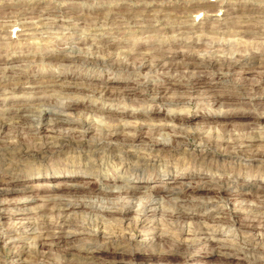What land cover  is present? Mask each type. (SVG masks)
<instances>
[{
    "label": "rangeland",
    "instance_id": "374dc122",
    "mask_svg": "<svg viewBox=\"0 0 264 264\" xmlns=\"http://www.w3.org/2000/svg\"><path fill=\"white\" fill-rule=\"evenodd\" d=\"M59 90L72 93L36 106ZM20 100L30 108L0 128V264H264V0H0V118ZM119 106L129 111L124 121ZM69 134L83 144L56 150ZM162 137L174 147L154 145ZM47 145L46 155L20 160V150ZM118 180L167 202L154 216L146 211L128 243L74 235L69 245L43 247L65 227L68 204L110 200ZM222 183L230 189L220 195L214 188ZM56 190L63 197L53 199ZM113 212L77 206L69 215L89 226ZM226 213L237 220L230 233L212 224ZM136 218L130 207L100 228ZM191 235L189 251H178Z\"/></svg>",
    "mask_w": 264,
    "mask_h": 264
},
{
    "label": "bare ground",
    "instance_id": "6f19581e",
    "mask_svg": "<svg viewBox=\"0 0 264 264\" xmlns=\"http://www.w3.org/2000/svg\"><path fill=\"white\" fill-rule=\"evenodd\" d=\"M32 28V27H31ZM140 33V32H139ZM106 39V38H105ZM56 56V55H55ZM54 56V57H55ZM57 56H59V57H55L56 59H62V61L63 62H67V61H74L75 59L74 58H72V57H70V56H65L64 54H60V55H57ZM50 58H52V57H50ZM78 59V58H77ZM76 59V60H77ZM75 60V61H76ZM81 60V59H80ZM171 61V60H170ZM239 61V60H238ZM8 62V61H7ZM156 62V61H155ZM192 63V62H191ZM206 63V62H205ZM188 64V63H187ZM223 64V63H222ZM235 64H237V63H235ZM195 65H201V64H199V63H197L196 64V62H195ZM191 66V65H190ZM193 66V65H192ZM210 66H217L214 62H211V63H209V67ZM228 66H230V67H232V65H228ZM22 67V66H21ZM198 67V66H197ZM229 67V68H230ZM234 67V66H233ZM190 68H192V67H190ZM216 68V67H215ZM226 68H228V67H226ZM20 77H23V76H14V77H12L11 79H12V81L11 82H13V85H19L21 82H20ZM226 78V77H225ZM201 80V79H200ZM189 82V81H188ZM190 83V82H189ZM201 83H202V81H201ZM208 83V82H207ZM186 84V83H185ZM198 84V83H197ZM184 85V84H183ZM193 86V85H192ZM154 87V86H153ZM49 88V87H48ZM159 88V87H158ZM187 88H188V86H187ZM193 88V87H192ZM184 89V88H183ZM13 90V89H12ZM175 90V89H174ZM238 90V89H237ZM151 91L154 93V94H157V93H159L158 92V89H157V87L155 88V89H151ZM49 92V91H48ZM70 93H72L71 92V90L69 91V90H59V91H53V93L52 94H50V95H45V96H40V97H38V98H36L37 100V103L38 104H36V106H38V107H41V106H44V105H46L47 103L46 102H49L48 104H51V103H53L55 100H56V98H57V95H64V94H70ZM162 93V92H161ZM160 95V94H159ZM189 95V94H188ZM72 96V95H71ZM204 96V95H203ZM40 99H44L45 101H39ZM70 99H72L71 101H73V102H76L75 104L76 105H79V106H98L97 104H96V102H93V101H90V100H85V99H77V98H70ZM23 100H20V101H18V102H16L17 104H18V106L17 107H19L18 108V110H16V111H13V109H10V110H8L6 113H4L5 115L4 116H2L1 118H0V128L1 129H6L7 127L9 128V126L8 125H10V124H8V122H12L13 124L14 123H17L16 121V116H14V114H19V112H20V110L22 111V110H25V109H28V108H30L29 106H28V104H30V101L29 100H24V102H22ZM31 103H35V102H31ZM165 103V102H164ZM169 103H173V104H180L181 103V101H177V100H173V101H171V102H169ZM27 104V105H26ZM32 107H34V106H32ZM36 108V107H35ZM61 108L62 109H70L71 108V104H68V105H65V106H61ZM141 108V107H140ZM38 110V109H37ZM141 110H143V109H141ZM115 111H117V113H120V115H122L123 116V121L124 120H126L128 117H130V115H128V110H127V108H121V106H119L118 107V109H115ZM148 111V110H147ZM233 111V110H232ZM135 112H138V111H134V113ZM227 113V112H226ZM17 114V115H18ZM36 114V113H35ZM136 115V114H135ZM174 116V115H173ZM178 116H180V115H178ZM262 116H264V115H262ZM16 120V121H15ZM178 121H180V122H182L183 121V119L182 118H178L177 119ZM259 120V119H258ZM122 121V122H123ZM129 121H130V119H129ZM170 121V120H169ZM257 121V120H256ZM261 121V120H260ZM126 122H128V121H126ZM262 122V121H261ZM183 123V122H182ZM260 123V122H259ZM264 123V122H263ZM19 124V123H18ZM185 124V123H184ZM257 124V123H256ZM15 125V124H14ZM17 125V124H16ZM26 125V124H25ZM25 125H22V124H19L18 125V127H20V129H24V130H28V131H32L29 127H27V126H25ZM181 125H183V124H181ZM263 125V124H262ZM117 126H119V125H117ZM112 127V126H111ZM115 128V127H114ZM121 128V127H120ZM119 128V129H120ZM10 129V128H9ZM35 130V129H34ZM121 130V129H120ZM110 133H113V132H110ZM124 133V132H123ZM178 134V133H177ZM112 135H114V134H112ZM116 136V135H115ZM58 137V136H57ZM109 137H111V135H109ZM129 137V136H128ZM134 137V136H133ZM187 137H188V135H187ZM56 138V137H55ZM108 138V137H107ZM137 138V137H136ZM109 139V138H108ZM113 139V138H112ZM118 139V138H117ZM116 139V140H117ZM128 139V138H127ZM126 139V140H127ZM105 140H107V139H105ZM135 140V139H134ZM112 140H110V142H111ZM3 142V141H2ZM124 142H125V140H124ZM138 142V141H137ZM136 142V143H137ZM231 142V141H230ZM243 142V141H242ZM56 143V142H55ZM118 143V142H117ZM121 143V142H120ZM126 143H132L131 141L130 142H126ZM134 143V142H133ZM148 143V142H147ZM1 144V143H0ZM5 144V143H4ZM57 144H58V146H56V150H63V149H75L76 147H80V145L81 144H83L81 141H76L73 137H71V134H69V135H65V136H59V138H58V140H57ZM114 144V143H113ZM174 144H175V140H173V139H171V138H167V137H162L161 139H158V140H156V142H155V144L154 145H158V146H161L160 148H161V150L162 149H164V148H167V147H174ZM122 145H123V142H122ZM240 146H241V144H240ZM48 145L45 147H43V148H39V149H34V150H31V149H22V150H20V160H32L33 161V159L35 160V159H37V158H39V157H41V155L42 154H45V153H48ZM51 148V147H50ZM89 148V147H88ZM114 150H111V152H113ZM238 152V151H237ZM52 154V153H51ZM50 154V155H51ZM91 155H89L88 157H87V161L88 160H93L92 162H91V164L90 165H92V164H94V163H96V162H98V156L95 154V152H92L91 151V153H90ZM46 155V154H45ZM231 155V154H230ZM262 155V154H261ZM251 157V156H250ZM257 157V156H256ZM259 157V156H258ZM261 157V156H260ZM256 159V158H255ZM264 159V158H263ZM42 160V159H41ZM39 161H40V159H39ZM43 161V160H42ZM122 161L120 162V164L122 165ZM124 164V166L126 167V164L125 163H123ZM17 166L19 167V162L18 163H16L15 165H13L12 167H16L17 168ZM97 167V166H96ZM124 167V168H125ZM137 173V172H136ZM145 177L146 178H148L149 177V174H146L145 175ZM144 178V177H143ZM1 179V178H0ZM228 179V178H227ZM219 180V179H218ZM218 180H217V182H218ZM226 180V179H225ZM11 181V180H10ZM114 181H117V180H114ZM119 181V183H118V185H114V188H113V192L111 193V198H110V200L108 199V200H104V199H99V200H95V199H93V202H86V203H84V204H82V203H79V204H75V203H70V204H68L67 206H66V209H65V211L62 213L63 215H65V217L64 218H66V219H64V221H62L63 222V226L65 225V229L67 228V229H72L71 227H74L75 225V229H74V233L73 232H70L69 230H64V228H63V230H60L59 232H57V233H54V234H46L47 236L45 237V239L43 240V243H42V245H44L43 247H45L46 249L48 248V249H54L53 247L55 246V245H57V244H61V243H65V244H67V245H69L68 243H70V237L71 236H74V235H82V237L81 238H79V240L78 241H90V242H92V240H94L95 238H96V236L97 235H99L100 234V236H106L107 235V237H108V235H110V237H111V235H115V236H117L118 238H119V240H121V241H127V243L132 239V237L134 236V234H135V230L137 229V227H138V224L140 223V222H144V221H146L147 219V217H148V214L146 213V211L147 210H153V216L154 215H156V213H157V211H158V206H162V204L163 203H165V202H167L166 201V199H164V198H162L160 201H155V198H154V193H155V191H150V193H147V195H145V194H141V191L139 192V190L141 189V187L140 186H131V185H128L126 182H120V180H118ZM221 181V180H220ZM227 181V180H226ZM230 181V180H229ZM224 182V181H223ZM221 183V182H220ZM227 183H228V181H227ZM59 185H65V187L64 188H66V189H69L70 187H72V186H70V185H66V184H59ZM164 188V187H163ZM197 188V187H196ZM149 189V188H148ZM155 189V188H154ZM206 189V188H205ZM230 189V186H228V185H226V184H223L222 183V185H217V187L216 188H214V191L216 192V193H218V194H222L223 192H225V191H228ZM176 190V189H175ZM184 190H186V189H184ZM183 190V191H184ZM170 191V190H169ZM262 191V190H261ZM56 194L54 195V197H53V199H59V198H61V197H63V195H64V193L62 192H59V191H54ZM68 193V192H67ZM172 193V195L175 197L176 196V199H178V200H180V197H181V195H180V193H181V191H172L171 192ZM188 193V192H187ZM94 195V194H93ZM92 195V196H93ZM187 195V194H186ZM68 196V195H67ZM74 196V195H73ZM180 196V197H179ZM224 196V195H223ZM71 197V196H70ZM185 197V196H184ZM202 197V196H201ZM204 197V196H203ZM136 200V202L134 203V201ZM182 200V199H181ZM185 200V199H184ZM192 200V199H191ZM197 200V199H196ZM95 201V202H94ZM225 201V200H224ZM188 202H189V200H188ZM198 202V201H197ZM203 202V201H202ZM233 203V202H232ZM193 204V203H192ZM198 204H200V203H198ZM234 204V203H233ZM232 204V205H233ZM196 205V204H195ZM203 206H205L206 204L204 203V204H202ZM77 206H86V207H88L89 209H92V210H95V209H102V208H105V209H113L114 210V212H113V214L111 215V216H109V215H107L106 213H104V214H100V216H97V218L94 220V219H92V218H90L89 219V221H90V224H93L92 226H91V228H89V226H90V224H89V226H88V224L87 225H84L83 223H78L77 224V222H75V221H73V220H71V216L69 215L70 214V212H72L73 210H75L76 209V207ZM188 206V205H187ZM186 206V207H187ZM235 206V205H234ZM130 207H136L137 208V218H136V221H135V223H131V225L130 226H123L122 225V222H120L119 224H117V221H116V223H115V225H112L111 227H107V226H101V228H100V225H101V219H103V218H105V217H108V218H110V219H113V222L115 221V219H116V216H119L120 217V219H124V214H126L128 211H129V208ZM195 207V206H194ZM236 207V206H235ZM229 211V210H228ZM184 211H182L181 209L178 211V214H182ZM238 212V211H237ZM99 213V212H98ZM159 213V212H158ZM91 214V213H90ZM227 215H228V220L227 221H223L224 219H214V220H212V224L214 225V227H219V228H225L224 230L226 231V232H228V233H230V232H232V230H234L235 229V224H236V222H237V220H236V218L234 217V214L233 213H226ZM45 217V216H44ZM100 217V218H99ZM222 217V216H221ZM84 218V217H83ZM149 218V217H148ZM213 218V217H212ZM223 218V217H222ZM119 219V218H118ZM117 219V220H118ZM84 220V219H83ZM104 220V219H103ZM154 220V219H153ZM152 220V221H153ZM208 220V219H207ZM43 221H45V220H43ZM60 221V220H59ZM121 221V220H120ZM79 222H81V221H79ZM86 222H87V220H86ZM85 222V223H86ZM139 222V223H138ZM53 224V223H52ZM55 224V223H54ZM157 225V224H156ZM58 226V225H57ZM93 227H95V228H93ZM46 229H47V231L49 232L50 230H51V226H46ZM240 229V228H239ZM250 229V228H249ZM249 229H247V230H249ZM254 229V228H253ZM253 229H251V231H253ZM58 230V229H57ZM138 232V231H137ZM182 232V231H181ZM45 234V233H44ZM250 235L249 236H252L254 233H249ZM43 235V234H42ZM41 235V236H42ZM113 235V236H114ZM188 235H190V234H188ZM93 237V239H92V237ZM192 237L189 239V241H186V240H184V241H186V242H180V244L179 245H177L176 246V248H177V250L178 251H182L183 250V253H187V250L189 249L188 247H190V245H192V242L195 240V238H193L194 237V235H191ZM246 236V235H245ZM253 236H256V235H253ZM252 236V237H253ZM91 237V238H90ZM115 238V237H114ZM226 238H227V236H226ZM73 239V238H72ZM98 239V238H97ZM96 239V240H97ZM188 239V238H187ZM100 240V239H99ZM103 240V239H102ZM115 240V239H114ZM258 240V239H257ZM38 241H40V240H38ZM95 241V240H94ZM101 241V240H100ZM72 242V241H71ZM64 244V245H65ZM262 245H264V241L262 240ZM181 246V247H180ZM232 247V246H231ZM230 246H229V248L228 249H230L231 248ZM45 248H42V249H45ZM137 248V247H136ZM175 248V247H174ZM173 248V249H174ZM175 248V249H176ZM220 248L222 249L223 248V246L221 245L220 246ZM47 249V250H48ZM46 250V251H47ZM170 250V249H169ZM172 250V249H171ZM40 251V250H39ZM55 251V250H54ZM148 252H150V253H153V251L151 250V249H148L147 250ZM189 251V250H188ZM227 251V250H226ZM31 252H33V251H31ZM50 252V251H49ZM128 253H130V255L131 256H134L136 253H138L139 252V249H134L133 250V252H131V250L129 249L128 251H127ZM168 252V251H167ZM30 253V252H29ZM79 253V252H78ZM219 253V252H218ZM222 253V252H221ZM32 254H34V253H32ZM37 254V253H36ZM39 254V253H38ZM164 254V253H163ZM224 254V253H223ZM129 255V256H130ZM226 255H235L233 252H228ZM225 255V256H226ZM150 256V255H149ZM84 257V256H83ZM150 258H152V257H150ZM167 259V258H166ZM263 259V258H262ZM262 259L260 258V257H253L251 260L253 261V262H255V263H257V264H262ZM39 260V259H38ZM131 260V259H130ZM135 260V259H134ZM133 260V261H134ZM150 260V259H149ZM168 260V259H167ZM172 261H173V259H172ZM179 261V260H178ZM170 263H172L171 261H169ZM41 263V262H40ZM31 264V263H30ZM173 264V263H172Z\"/></svg>",
    "mask_w": 264,
    "mask_h": 264
}]
</instances>
